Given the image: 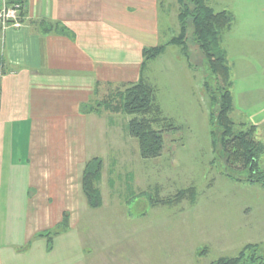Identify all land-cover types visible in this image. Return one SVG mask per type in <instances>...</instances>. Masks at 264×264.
I'll return each mask as SVG.
<instances>
[{"label":"rangeland","instance_id":"rangeland-1","mask_svg":"<svg viewBox=\"0 0 264 264\" xmlns=\"http://www.w3.org/2000/svg\"><path fill=\"white\" fill-rule=\"evenodd\" d=\"M177 2L164 0L170 33L159 35L156 46L178 34ZM209 4L234 18L223 37L234 84L230 116L241 127L258 126L264 142V0ZM189 53L187 62L179 47L170 46L148 71L163 117L180 128L165 136L162 157L142 160L126 128L133 116L118 113L115 161L105 160L99 184L103 207L91 209L83 196L77 231L37 264H213L247 245L264 250V188L245 182L239 164L230 165L231 178L225 176L226 156L212 134L219 130L210 124L208 63L192 42Z\"/></svg>","mask_w":264,"mask_h":264},{"label":"crops","instance_id":"crops-1","mask_svg":"<svg viewBox=\"0 0 264 264\" xmlns=\"http://www.w3.org/2000/svg\"><path fill=\"white\" fill-rule=\"evenodd\" d=\"M16 4L19 25L0 40V264H37L77 231L85 165L101 159L103 179L105 160L114 163L119 114L101 104L140 81L144 49L170 33L169 7L164 0H0V10ZM43 23L73 37L46 33ZM156 60L144 72L151 85ZM65 213L69 230L49 245L45 234Z\"/></svg>","mask_w":264,"mask_h":264},{"label":"trees","instance_id":"trees-1","mask_svg":"<svg viewBox=\"0 0 264 264\" xmlns=\"http://www.w3.org/2000/svg\"><path fill=\"white\" fill-rule=\"evenodd\" d=\"M179 34L171 41L155 48L144 49L142 76L139 82L124 87L106 100L105 108L113 113L133 116L128 125V134L138 143L142 160H153L162 157L165 146V136L180 128L163 117L161 108L157 104V90L144 78L147 64L161 57L170 46L180 48L181 55L189 62V43L198 47L208 63L211 85L205 82L206 91L210 98L211 126L219 131L212 132L214 145L221 147L226 156L225 176L234 164L241 165L247 171V183L264 188V142L258 139L259 127L239 126L231 118L234 99L232 88V69L224 48V33L234 22L233 15L228 10L216 11L208 0H178ZM44 32H56L60 35L73 37L61 24L43 23ZM2 64V63H1ZM213 85V86H212ZM122 103L115 101L118 94L122 95ZM103 104V103H102ZM222 156V155H221ZM231 165V166H230ZM103 161L95 158L84 168L81 180L83 196L91 209H98L102 205L99 184L102 179ZM195 190V189H191ZM190 191V190H189ZM184 194L183 192L181 193ZM190 199H195L190 194ZM168 203V202H167ZM69 214L65 213L63 221L48 231L45 236L52 245L53 238L69 230ZM213 264H264V250L260 245H247L238 255L222 258Z\"/></svg>","mask_w":264,"mask_h":264},{"label":"built area","instance_id":"built-area-1","mask_svg":"<svg viewBox=\"0 0 264 264\" xmlns=\"http://www.w3.org/2000/svg\"><path fill=\"white\" fill-rule=\"evenodd\" d=\"M22 6L13 5L0 10V40L4 38V31L11 25L18 26Z\"/></svg>","mask_w":264,"mask_h":264}]
</instances>
